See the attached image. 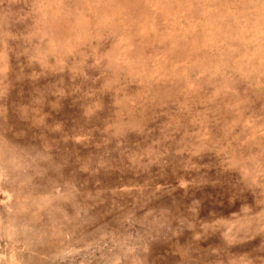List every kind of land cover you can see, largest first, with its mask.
<instances>
[{
    "label": "rangeland",
    "instance_id": "374dc122",
    "mask_svg": "<svg viewBox=\"0 0 264 264\" xmlns=\"http://www.w3.org/2000/svg\"><path fill=\"white\" fill-rule=\"evenodd\" d=\"M0 264H264V0H0Z\"/></svg>",
    "mask_w": 264,
    "mask_h": 264
},
{
    "label": "bare ground",
    "instance_id": "6f19581e",
    "mask_svg": "<svg viewBox=\"0 0 264 264\" xmlns=\"http://www.w3.org/2000/svg\"><path fill=\"white\" fill-rule=\"evenodd\" d=\"M85 2V1H84ZM124 2V1H123ZM141 2V1H140ZM79 4V3H78ZM124 4V3H123ZM161 9V8H160ZM132 11V10H131ZM104 14V13H103ZM70 15V14H69ZM80 15V14H79ZM102 16V15H101ZM143 16V15H142ZM103 21V20H102ZM122 21V20H121ZM112 23V22H111ZM73 25V24H72Z\"/></svg>",
    "mask_w": 264,
    "mask_h": 264
}]
</instances>
